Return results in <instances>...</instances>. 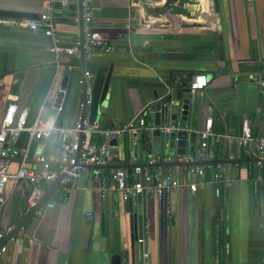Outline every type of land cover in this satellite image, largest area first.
<instances>
[{
  "label": "crops",
  "instance_id": "1",
  "mask_svg": "<svg viewBox=\"0 0 264 264\" xmlns=\"http://www.w3.org/2000/svg\"><path fill=\"white\" fill-rule=\"evenodd\" d=\"M84 1L91 27L111 52L56 54L50 51L52 38L42 30L22 28L20 19L0 18V125L7 104L13 102L19 110H28V124L41 118L57 127L73 126L84 70L91 73L85 116L104 128L131 121L140 109L188 82L191 73H200L208 78L207 86L190 100L181 126L187 131V153L196 150L197 135L207 120L214 134L237 137L246 120L255 135L264 133V85L253 80L264 78V0ZM56 2L0 0V10L50 15L59 46L70 48L81 35L75 21L82 13L81 0L60 1V13ZM70 4L74 8L69 10ZM173 9L179 11L171 13ZM110 66L108 95L100 103ZM60 90L63 97L56 106ZM151 134L146 133L148 141ZM141 137L135 146L127 135L118 140L114 166L131 171L148 155L163 156L143 152ZM57 140L54 135L45 142L47 156L57 153ZM14 146L35 147L28 133ZM210 149L224 167L221 182H208L196 193L178 188L161 198L142 196L144 264H264L262 173L242 157L235 142L211 139ZM17 168L11 164L10 172ZM57 181L45 185L48 196L40 205L41 215L32 217L26 211V181L9 180L0 189V231L26 219V238L7 243L0 264H111L115 254L123 256V264H141L131 213L119 194L109 191L102 197L90 173L67 186ZM132 198L136 213L139 202ZM51 201L55 204L49 205Z\"/></svg>",
  "mask_w": 264,
  "mask_h": 264
},
{
  "label": "built area",
  "instance_id": "2",
  "mask_svg": "<svg viewBox=\"0 0 264 264\" xmlns=\"http://www.w3.org/2000/svg\"><path fill=\"white\" fill-rule=\"evenodd\" d=\"M63 4L67 0H62ZM82 13L75 19L81 26V35L72 47L59 46V39L55 35L53 20L48 14H42L38 20H23L22 28L32 31L42 30L51 37L53 47L50 51L67 54H84L92 51L111 52L113 48L101 37L99 32L91 27L92 16L87 10L84 0H81ZM91 77L89 70H84L80 79L82 97L79 102V117L73 126L57 127L49 119L37 118L28 124V110L18 109L16 104L9 102L0 125V189H3L9 180H24L30 185L27 199L29 212L35 209V214L41 215L42 208L38 205L45 194V185L59 180V184L67 186L81 175L90 173L91 177L99 183L100 194L115 192L123 200H128L137 195L161 198L178 188H187L192 193L198 192L208 182H221L225 175L224 167L217 163L214 152L210 149V140L238 145L242 157L248 159L256 169L261 171L264 179V133L255 135L250 121L242 124L241 134L237 137L229 134H214L211 120H207L204 129L197 135L196 150L191 153L172 155H148L141 167H134L131 171L113 165V155L110 154L112 140H118L127 135L132 144L138 145L140 137L152 133L157 128L152 119L151 106L140 109L131 121L119 127L104 128L99 121H89L85 110L90 100V91L87 81ZM264 85V78L253 79ZM207 86L204 74H195L188 81V99ZM62 92V90H60ZM180 111H183L180 110ZM163 131H168L163 128ZM22 133H28L33 150L16 148L15 141ZM56 135L58 140L57 153L47 156L44 153L45 142ZM17 163V171L10 172L11 164ZM212 171L211 180H206L205 173ZM193 178V180H192ZM4 199L0 197V210ZM51 201L49 205H54ZM91 217V214H88ZM23 228L8 227L0 231V254L5 253L6 244L16 239L26 238ZM144 243V237L137 240ZM145 257V253H144Z\"/></svg>",
  "mask_w": 264,
  "mask_h": 264
},
{
  "label": "water",
  "instance_id": "3",
  "mask_svg": "<svg viewBox=\"0 0 264 264\" xmlns=\"http://www.w3.org/2000/svg\"><path fill=\"white\" fill-rule=\"evenodd\" d=\"M57 2L54 4V8L57 10V13H60L62 10V6L60 5V1L62 0H56ZM81 7V5H80ZM73 5L70 4L68 6V9H73ZM82 9V8H81ZM174 11H179V9H173L170 11L171 13H174ZM81 16V14H80ZM0 18H14V19H20V20H38V17L33 14H27V13H18V12H11V11H4L0 10ZM81 56H84V53H81ZM112 72V66L109 67L108 73L106 75L105 81L102 86L101 94L99 101L100 103H104L105 99L108 95L109 90V84H110V77ZM195 75L194 73H191L190 77ZM189 77V79H190ZM208 80V78H207ZM64 85L62 84V88ZM189 89H188V82L184 83L179 88H171L169 93L165 95L160 100L156 101L151 106V112H152V119L154 120L155 125L158 129H156L151 134V141H148V135L144 134L141 137V146L142 150L144 152L145 149L149 150V154L152 152L156 154L164 155L168 152V155H174L176 154H184L186 152V138H187V131L186 129H183L182 123H186L187 121V112L189 107V99H188ZM63 93L59 92L57 94L55 103L56 106L60 103V99H62ZM178 109V110H177ZM183 111H180L182 110ZM163 128H167L168 131H163ZM54 136V135H53ZM56 136V135H55ZM57 137V136H56ZM191 142L194 143L195 140V134H191L190 136ZM112 146L117 145L116 140H112L110 143ZM176 148V149H175ZM191 152H193V148L191 149ZM110 154L115 156L117 154L116 148H112L110 150ZM59 183V180L57 181ZM47 194L42 199L38 207L46 201ZM141 195L136 196V200L139 202L138 210L136 213H133L132 207H133V198H130L125 201L126 206L128 207L129 212L131 213L130 219H132L133 224V244L138 239L143 238V226H142V208H141ZM35 209H32L29 213V217H32V215L35 213ZM27 217V219L29 218ZM26 219L17 225L15 228L16 230L23 226ZM5 244V241L0 244V248ZM139 244V254L141 258V264H144V248L143 244ZM128 261V260H127ZM123 256L119 254H115L112 256L111 264H123Z\"/></svg>",
  "mask_w": 264,
  "mask_h": 264
},
{
  "label": "trees",
  "instance_id": "4",
  "mask_svg": "<svg viewBox=\"0 0 264 264\" xmlns=\"http://www.w3.org/2000/svg\"><path fill=\"white\" fill-rule=\"evenodd\" d=\"M212 174V171L211 170H207L206 173H205V177H206V180L209 179L210 175Z\"/></svg>",
  "mask_w": 264,
  "mask_h": 264
}]
</instances>
